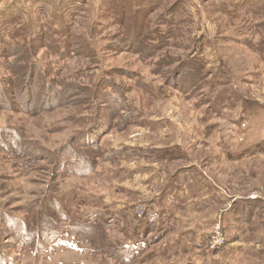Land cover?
I'll return each instance as SVG.
<instances>
[{"label": "rangeland", "instance_id": "obj_1", "mask_svg": "<svg viewBox=\"0 0 264 264\" xmlns=\"http://www.w3.org/2000/svg\"><path fill=\"white\" fill-rule=\"evenodd\" d=\"M45 1L0 0V264H264V0Z\"/></svg>", "mask_w": 264, "mask_h": 264}, {"label": "trees", "instance_id": "obj_2", "mask_svg": "<svg viewBox=\"0 0 264 264\" xmlns=\"http://www.w3.org/2000/svg\"><path fill=\"white\" fill-rule=\"evenodd\" d=\"M103 4L105 5V9L107 11L111 12L112 14H115V15L118 14L119 16H123L124 14L125 15L130 14L133 17V19H134V17H136L138 15L139 12H141V8H138L137 10H133V5H132V4H134L133 3V0H104ZM145 4H146V2H145ZM142 10H144V9H142ZM133 22H134V20H133ZM133 22H131V23H133ZM145 29H146V27L143 28L142 32H144ZM19 32H20V30H19ZM64 32H65V30H63V29L61 31H58V32L52 31L51 34H49V36H47V34L46 35H44V34L41 35V33H40V34H38V36H35V41L33 40V45L37 47V44H36V42H37V43H40V45L43 44L46 49L47 48L48 49H51L52 48V49H54V51L56 52V54L59 55V58L60 59H63L65 56L70 55V53L72 51L71 50L70 43L68 41V37L65 35ZM140 33H141V30H140ZM137 36H138V34H137ZM41 37H42V39H44L43 41H42ZM46 38L50 41L49 42V45H47V43H46ZM51 43L55 44V47H52L51 46ZM29 44L32 45V39L29 41ZM164 44L165 43H163L162 45H164ZM36 47L34 49H36ZM148 48L149 49H152L153 47H150L149 46ZM148 51H150V50H148ZM147 57L149 58V56H147ZM151 57H153V56H151ZM165 58H171V57L167 55ZM168 62H170V61H168ZM168 62L166 63V66H167ZM155 65H156V63H155ZM28 68L29 69H33L34 72L36 71L35 74H37L38 76L44 77V79L46 81L47 88L54 86L53 85L54 83L52 82L51 78L48 76L49 75L48 72L43 71L39 67V61H38V59H36V56H31V62L29 64ZM185 70L182 69V73L184 71V74L185 75H190L189 73H193L191 71L185 72ZM56 72H60V70H57ZM186 73H188V74H186ZM196 74H198V72H196ZM42 80H43V78H42ZM0 95H1V91H0ZM123 107L127 109V106L126 105H123ZM132 116L133 115H132L131 112L123 111L121 113V122L120 123H123V125H127V126L132 125ZM10 129L11 128H7L6 126H2L0 124V134L2 133V130H5L6 131V130H10ZM19 133H20L19 135H21L23 137L22 132L20 131ZM1 136H2V134H1ZM2 138L9 139L12 142V145H14L13 149H16V148L21 147L20 146L21 143H20V141H18L19 138H15L13 135H10L8 133H5V134H3ZM5 146H7V145H5ZM126 148H129V147L125 146V147L120 148L119 150L122 151L123 149H126ZM10 151L12 152V154H15L16 157L20 154V152H18V151H12V148H10ZM94 151L100 152L99 147L94 146ZM101 152H103V150H101ZM120 152H118L117 150H114V153H115L116 158H118L119 156L122 157V154ZM114 153L112 152L111 154L107 155V157H110L111 156V158L109 160H111L114 157V156H112V155H114ZM147 155H148V153H146L144 156H147ZM87 157L89 159V161H88L89 164L86 167H82V168H80V170H77V171L81 172L83 170L84 171L85 170H89L91 173L94 172V170L96 169V164L97 163L94 164V159L92 160V157L91 156H88L87 155ZM87 157L85 158L83 156V158H81V159L84 160V159H87ZM68 158L69 157L67 155H63L62 156V159H66V161L68 160ZM71 158H74V156H72ZM98 161L99 160H97V162ZM67 162L70 163L71 162V159L69 158V160ZM64 164H65V162H64ZM70 164H72V163H70ZM0 189H1V186H0ZM235 205H237V206L239 205L241 208L244 207V206H248V205H246L242 201L241 202H238V204H235ZM248 209L251 210V207L248 206ZM252 209H254V208H252ZM27 212L28 213L31 212V209H29ZM46 213L47 212H45L44 209L42 210L41 207L39 208L38 215L40 216V221L43 223V225L49 223V219L47 217L48 215ZM38 215H34L32 217V219H31V225L33 224L34 232L36 233V235L37 234H40V232H41V229L39 228L40 225L39 226H35L34 223H33V221L34 222L38 221ZM3 220L5 222L10 221L9 219H6V217ZM42 223H41V225H42ZM37 224H38V222H37ZM103 230H104V228H103ZM105 234H106V231L105 230H104V232L101 235L99 233H97V231H96V235L95 234H90V236L97 238V243L101 244L102 247L103 246L105 247V245H110L109 243H107V237L105 236ZM132 256H133V253H132Z\"/></svg>", "mask_w": 264, "mask_h": 264}, {"label": "crops", "instance_id": "obj_3", "mask_svg": "<svg viewBox=\"0 0 264 264\" xmlns=\"http://www.w3.org/2000/svg\"><path fill=\"white\" fill-rule=\"evenodd\" d=\"M49 2L48 1L46 2L45 0H1V3H4L7 5L6 10L8 13L13 12V9H16V8L17 10L19 9L20 12H26V10L36 11V8H34L36 7L35 5H38L37 6L39 7L38 9L41 10L43 6H49ZM133 220L138 223L134 215H133ZM158 220H159V216H155V214L149 215L147 213L144 218L143 224L142 225L135 224V227H142V228L150 227L153 224H155L154 221H158Z\"/></svg>", "mask_w": 264, "mask_h": 264}, {"label": "built area", "instance_id": "obj_4", "mask_svg": "<svg viewBox=\"0 0 264 264\" xmlns=\"http://www.w3.org/2000/svg\"><path fill=\"white\" fill-rule=\"evenodd\" d=\"M136 211H137L138 219H142L145 216V214H146L145 206H143V205H140V207H138V210H136Z\"/></svg>", "mask_w": 264, "mask_h": 264}]
</instances>
